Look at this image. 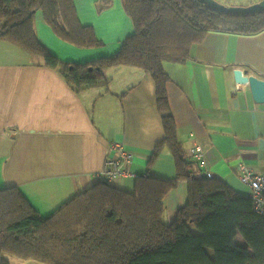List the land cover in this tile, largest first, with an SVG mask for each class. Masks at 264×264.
I'll list each match as a JSON object with an SVG mask.
<instances>
[{"label": "crops", "instance_id": "obj_1", "mask_svg": "<svg viewBox=\"0 0 264 264\" xmlns=\"http://www.w3.org/2000/svg\"><path fill=\"white\" fill-rule=\"evenodd\" d=\"M99 1L73 4L80 23L93 28L102 47L77 48L60 40L40 12L34 17L38 40L68 63L116 53L133 25L121 0ZM162 69L191 177L210 173L249 196L236 168L243 163L264 174V103L253 100L248 82L235 78L234 71L264 80V31L253 36L209 32L191 46L185 62L164 61ZM104 77L107 84L76 92L41 57L0 40V189L16 187L41 216H48L101 181L106 159L118 156L119 148L131 156L128 167L134 176L112 181V186L131 193L136 178L146 176L148 169L153 177L175 178L167 146L147 167L164 137L151 75L118 66L107 68ZM197 147L200 160L194 157ZM185 198L186 184L180 181L163 200L165 223L173 221Z\"/></svg>", "mask_w": 264, "mask_h": 264}, {"label": "trees", "instance_id": "obj_2", "mask_svg": "<svg viewBox=\"0 0 264 264\" xmlns=\"http://www.w3.org/2000/svg\"><path fill=\"white\" fill-rule=\"evenodd\" d=\"M121 2L133 33L116 53L91 62H62L35 34L34 17L40 12L60 40L77 48L102 47L93 28L80 23L73 0H0V40L41 57L76 92L107 84V68L130 66L149 73L164 137L147 167L167 146L175 178L159 179L148 169L146 176L136 178L131 193L99 181L48 216H41L16 187L0 189V264H10L9 257L42 264H264V214L253 210L251 198L221 180L191 177L162 69L164 61L185 62L191 46L209 32H263L264 11L236 16L200 0ZM180 181L186 184L184 205L165 223L163 200Z\"/></svg>", "mask_w": 264, "mask_h": 264}, {"label": "built area", "instance_id": "obj_3", "mask_svg": "<svg viewBox=\"0 0 264 264\" xmlns=\"http://www.w3.org/2000/svg\"><path fill=\"white\" fill-rule=\"evenodd\" d=\"M119 149L120 153L118 156L114 158L108 157L106 159L100 172L101 181L111 184L112 181L119 178L134 176L128 167L131 162V156L122 148ZM194 157L197 160L202 158V152L199 147H197ZM236 173L240 182L249 190V197L253 203V210L257 214H264V200L262 198V194L264 193V174L259 175L253 173L243 163L237 165ZM206 177L212 179V175L210 173H207Z\"/></svg>", "mask_w": 264, "mask_h": 264}, {"label": "water", "instance_id": "obj_4", "mask_svg": "<svg viewBox=\"0 0 264 264\" xmlns=\"http://www.w3.org/2000/svg\"><path fill=\"white\" fill-rule=\"evenodd\" d=\"M200 2L210 9L236 16H247L249 14L264 11V0H260L246 7H227L221 4L218 0H200ZM234 75L235 78L248 82L252 98L256 103H264V80L252 75H247L246 71L238 69L234 71Z\"/></svg>", "mask_w": 264, "mask_h": 264}, {"label": "rangeland", "instance_id": "obj_5", "mask_svg": "<svg viewBox=\"0 0 264 264\" xmlns=\"http://www.w3.org/2000/svg\"><path fill=\"white\" fill-rule=\"evenodd\" d=\"M221 4L227 6V7H231V6H234V7H246V6H249L253 3H256L260 0H218ZM105 2V3H104ZM99 4H102L104 3L103 5L107 4V1L105 0H100L98 2ZM110 4H111V1H110ZM52 55H54L57 59H59L57 57V55L53 54L51 52ZM66 56V54L64 55ZM60 61L62 62H66L64 59H59ZM111 185V184H110ZM191 229L192 230H195V228L193 226H191ZM9 262L10 264H42V263H37V262H34L32 260H21V259H17V258H14V257H9Z\"/></svg>", "mask_w": 264, "mask_h": 264}]
</instances>
